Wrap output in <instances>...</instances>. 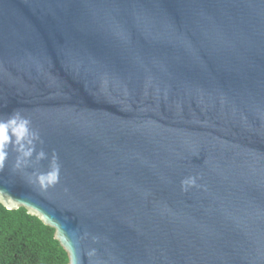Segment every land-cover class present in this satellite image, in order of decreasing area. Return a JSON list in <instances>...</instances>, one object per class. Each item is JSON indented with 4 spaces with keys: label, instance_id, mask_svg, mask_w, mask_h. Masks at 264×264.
<instances>
[{
    "label": "water",
    "instance_id": "water-1",
    "mask_svg": "<svg viewBox=\"0 0 264 264\" xmlns=\"http://www.w3.org/2000/svg\"><path fill=\"white\" fill-rule=\"evenodd\" d=\"M0 203L69 264H264V0H0Z\"/></svg>",
    "mask_w": 264,
    "mask_h": 264
},
{
    "label": "trees",
    "instance_id": "trees-1",
    "mask_svg": "<svg viewBox=\"0 0 264 264\" xmlns=\"http://www.w3.org/2000/svg\"><path fill=\"white\" fill-rule=\"evenodd\" d=\"M46 226L25 208L0 203V264H69V256Z\"/></svg>",
    "mask_w": 264,
    "mask_h": 264
}]
</instances>
